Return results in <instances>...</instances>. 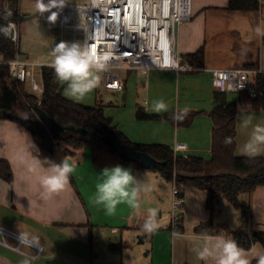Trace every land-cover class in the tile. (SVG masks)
I'll return each instance as SVG.
<instances>
[{
    "label": "crops",
    "instance_id": "0c3cea01",
    "mask_svg": "<svg viewBox=\"0 0 264 264\" xmlns=\"http://www.w3.org/2000/svg\"><path fill=\"white\" fill-rule=\"evenodd\" d=\"M229 1L193 0L191 20L179 25L176 50L180 60L187 62V56L203 48V70L180 73L154 69L148 74L126 70L125 74H118L123 90L107 89L100 73V83L83 100L67 97L64 94L66 84L61 83L63 94L80 104L101 105L105 116L112 119L113 125L133 143L162 144L173 149L177 143H185L188 156L210 161L212 118L206 114L198 115L189 127L173 126L170 119L181 115L185 108L188 113H208L220 105L212 86L213 69L254 71L250 68L258 65L264 72V0H261L260 10L250 13L229 9ZM27 2L20 0L23 6ZM19 27L22 39L24 23ZM23 51L32 52L26 45ZM109 97L115 102L107 104ZM161 98L169 105L167 113L152 110L151 102ZM227 100L236 102L239 94L227 95ZM138 108L163 118L139 120ZM241 108L253 115V124H264V111ZM19 112L20 115L11 112L0 115V160H7L13 173L11 183L0 178V228L19 236L26 232L37 237L42 251L21 244V252H18L15 248L19 241L6 236L12 248L6 246L0 233V264H22L25 257L30 258L31 264H214L211 259L199 260L193 251L203 247L207 236L195 231L201 223L213 221L217 229L227 235L242 229L264 232V186L258 187L253 194L240 197L251 207L248 223L242 220L240 213L241 220L222 219L219 213L225 206L223 199L216 201L212 215L207 206L208 192L188 187L181 213L182 233L162 226L151 234L142 232L140 225L148 208H157L159 223L163 220L159 205L163 200H169V184L173 185L153 169L131 168L133 175L149 182L153 188L151 192L142 193L140 213L120 204L115 214L109 216L102 206L92 202L103 168L94 164L93 150L89 146L71 151L67 159L74 164L75 171L70 175L66 189L49 194L40 185V177L47 173L49 164L41 159L30 130L20 122L26 115L21 110ZM250 133L251 126L247 129L240 127L237 114L238 157H246L240 154V147ZM257 157H264V154ZM257 253L264 254L259 243L249 250L251 264H256Z\"/></svg>",
    "mask_w": 264,
    "mask_h": 264
},
{
    "label": "trees",
    "instance_id": "16d2710c",
    "mask_svg": "<svg viewBox=\"0 0 264 264\" xmlns=\"http://www.w3.org/2000/svg\"><path fill=\"white\" fill-rule=\"evenodd\" d=\"M228 8L250 13L261 9V0H230ZM29 18L30 16L22 14L19 0H0V58L4 61L0 63V97L4 89L9 87L17 93L18 104L28 106L25 110L26 118H22L20 122L30 130L44 162L47 158L48 161L59 163L67 159L73 149L89 146L93 150L94 164L100 168L121 164L124 167L144 169L139 161L127 160L120 152L115 151L104 140L109 136L126 147L149 155L157 163L152 169L159 172L167 181H175L184 189L193 187L206 190L207 206L212 215L216 201L224 199L240 213L245 223L250 221L251 207L242 202L240 197L243 194H253L258 187L264 186V157L248 158L236 155L237 110L238 106H242L252 107L255 111H264V72L252 77V84L260 94L257 98L252 99L247 93H240L238 101L228 102L225 93L215 91L220 105L210 112L190 111L182 120H174L173 117L170 119L171 124L178 127H189L198 115L206 114L213 120L212 159L206 161L193 156L183 157L177 155L170 146L133 143L113 125L112 119L105 116L101 105L88 106L67 98L63 94L61 82L57 80L50 65L42 67L45 92L41 102L36 96L25 91L24 84L12 81L9 62L13 61L16 55H20L21 49L10 38L9 24L12 22L21 24ZM185 60L194 69L193 73L203 70L204 49L201 48L187 56ZM250 69L259 70V66L254 65ZM38 104L60 124L87 128L89 134L82 135L73 130L60 132L42 123L30 108ZM5 112L0 109V115ZM137 118L158 120L163 116L151 115L143 108H138ZM226 137L232 138L231 144L224 143ZM0 178L10 183L13 181L12 168L7 160H0ZM178 222L177 232L182 233V215ZM195 231L212 236L221 232L213 221L201 223ZM231 235L246 250H251L257 243L264 248V232H248L242 229L232 232Z\"/></svg>",
    "mask_w": 264,
    "mask_h": 264
},
{
    "label": "built area",
    "instance_id": "2783aa9c",
    "mask_svg": "<svg viewBox=\"0 0 264 264\" xmlns=\"http://www.w3.org/2000/svg\"><path fill=\"white\" fill-rule=\"evenodd\" d=\"M54 13L60 23V33L57 36L59 42L87 40L98 51L112 54L105 71L101 72L107 89H124L115 69L140 71L143 74L154 69H169L180 73L194 71L187 62L179 59L175 38V27L192 18L191 0H91L87 5L55 8ZM9 29L12 40L18 41L13 22L9 24ZM57 43L52 44L51 53ZM9 66L16 82L30 86L42 98L45 92L42 63L22 60L18 54L9 62ZM260 72L262 71L213 69L212 86L215 91L226 95L247 93L250 98L255 99L260 94L253 86L250 74ZM174 151L177 155L188 157L185 143H177ZM185 203V189L174 181L171 225L175 231L178 230L179 214ZM3 230H0L3 235L19 241L15 250L21 252L20 236ZM3 242L10 246L5 237ZM32 246L41 253L42 247Z\"/></svg>",
    "mask_w": 264,
    "mask_h": 264
},
{
    "label": "clouds",
    "instance_id": "9594fccd",
    "mask_svg": "<svg viewBox=\"0 0 264 264\" xmlns=\"http://www.w3.org/2000/svg\"><path fill=\"white\" fill-rule=\"evenodd\" d=\"M65 0H37L36 7L40 12L50 11L53 8H62ZM56 13L49 20L54 21ZM259 31V29H258ZM50 67L54 69L59 82L66 84L64 94L76 101L83 100L100 83V73L105 71L112 54L106 51H98L97 47L89 44L87 40L61 41L56 44L51 53ZM152 110L156 113H167L169 105L161 98L151 102ZM188 109L182 114L174 115V120L186 118ZM240 127L247 129L251 126V133L245 143L240 147V154L248 158H255L264 154V124H253V115L245 108L238 106ZM26 118V117H25ZM224 143L231 144L232 138L226 137ZM37 151L36 145H32ZM47 173L40 177V185L49 194L58 193L66 189L70 175L75 171V166L68 159L59 163L48 161ZM153 188L147 181L138 179L133 175L132 169L121 164L104 167L101 171V180L96 184L92 202L96 206H102L109 216L114 215L117 206L126 204L134 213L141 211V195L151 192ZM161 227L158 220V209L148 208L147 214L140 225L141 231L147 234L156 232ZM20 242L25 246H38V239L28 233H20ZM202 248L193 249L199 260L211 259L214 264H251L249 250L242 248L236 239L221 231L219 234L204 237ZM256 264H264V254H256ZM22 264H31L30 258L25 257Z\"/></svg>",
    "mask_w": 264,
    "mask_h": 264
},
{
    "label": "rangeland",
    "instance_id": "374dc122",
    "mask_svg": "<svg viewBox=\"0 0 264 264\" xmlns=\"http://www.w3.org/2000/svg\"><path fill=\"white\" fill-rule=\"evenodd\" d=\"M90 1L91 0H65V5L66 6H68V5H70V6H81V5L89 4ZM47 2H48V0H44V3H47ZM192 2H193V0H191V4H192ZM36 3H37V0H28V2L23 6V3L21 4L20 0H19V6H22V9L20 7L22 14L30 16L29 19H31V20H29V21L26 20L27 21L26 23L23 22L25 27H23L24 33H23L22 39H21V35H20V27H19L20 24L14 23L15 27L17 29L18 37H19L18 41H15V42H16V45L18 47L20 46V49H21L20 58L22 60L29 59L27 61H39L40 63L43 64V66H46V65H50V61L52 59L51 52H50V48H51L52 44L55 42L56 43L59 42V38H57V36L60 33V23H59V19L57 17L55 18L54 21L49 20V17L54 13L55 8L51 9L50 10L51 12L45 11L42 13L37 9ZM178 28H179V26L177 25L175 27V38L176 39L178 37ZM9 31H10V29H9ZM10 38H11V36H10ZM25 45H26V47L31 48L32 52L24 53L23 49H24ZM16 56H18V55H16ZM178 56L180 59V54H178ZM0 60H1L0 63L4 62L2 58ZM114 72L116 74L117 73L125 74L126 70L115 69ZM189 73H193V72H189ZM11 80L16 82L12 78V76H11ZM16 83L19 84L18 82H16ZM25 91L28 94L36 96L38 98V100L41 101V96L36 95L32 91V89L30 88V86L25 85ZM111 99L112 98H110V100H108V98H107L106 103L112 104L115 102L114 100L112 101ZM38 106H40V105L38 104ZM27 107L28 106L20 105V104L16 103L14 105L13 109L6 110V112H11L13 114L20 115L19 111L21 110L23 112V114L26 115L27 113L25 112V110ZM30 108H32V107H30ZM12 110H14V111L12 112ZM31 110L37 116V114L33 110V108ZM169 187L171 189V194H170L169 200L168 201L163 200V203L159 205L160 211L163 212V220L162 221L160 220V224L164 228L165 227L166 228H172L171 215H172L173 185L169 184ZM223 202H224L225 206H224L223 210H221V212L219 213V214H221L220 217L222 216V219H232V221H236L237 219H240L239 212L237 210H235L231 205H229L226 200L223 199ZM181 213H182V211H181ZM1 229L3 230V228H1ZM4 237L6 238V235H3V238Z\"/></svg>",
    "mask_w": 264,
    "mask_h": 264
},
{
    "label": "water",
    "instance_id": "95a60500",
    "mask_svg": "<svg viewBox=\"0 0 264 264\" xmlns=\"http://www.w3.org/2000/svg\"><path fill=\"white\" fill-rule=\"evenodd\" d=\"M19 102L17 93L7 87L4 89L2 96L0 97V109L6 111L13 109L14 105ZM33 110L36 112L39 119L51 126L53 129H56L60 132L73 130L82 135H88L89 130L84 127H76L73 125H63L56 121V119L49 116L40 106H33ZM104 140L115 150L121 153V155L127 160L139 161L142 168L145 170H151L157 166V163L147 154L139 152L130 147H126L121 143L115 141L113 138L106 136ZM1 229V228H0ZM5 231V230H3Z\"/></svg>",
    "mask_w": 264,
    "mask_h": 264
},
{
    "label": "bare ground",
    "instance_id": "6f19581e",
    "mask_svg": "<svg viewBox=\"0 0 264 264\" xmlns=\"http://www.w3.org/2000/svg\"><path fill=\"white\" fill-rule=\"evenodd\" d=\"M182 211V210H181ZM181 216V212H180V214H179V217Z\"/></svg>",
    "mask_w": 264,
    "mask_h": 264
}]
</instances>
